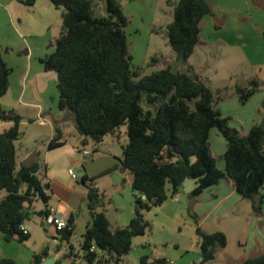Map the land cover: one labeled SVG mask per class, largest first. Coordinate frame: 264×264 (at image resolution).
<instances>
[{
  "label": "trees",
  "instance_id": "16d2710c",
  "mask_svg": "<svg viewBox=\"0 0 264 264\" xmlns=\"http://www.w3.org/2000/svg\"><path fill=\"white\" fill-rule=\"evenodd\" d=\"M34 6L38 0H16ZM63 9V31L56 41L55 51L40 59L46 71L57 73L58 108L70 111L83 144L92 139L103 141L120 126L127 127L128 143L123 148L125 169L133 175L135 216L124 228L112 229L103 211L104 195L91 186L87 174L80 183L88 187L89 224L80 246L88 264H120L132 250L133 240L145 236L149 223L144 212L164 204L169 197L183 190L186 178L195 182L190 197H197L224 179L232 181L236 191L250 200L252 210L261 215L264 205V123L242 135L229 125L216 109L221 98L191 68L180 71L168 65L142 74L132 66L133 57L125 28L129 17L121 0H50ZM97 1L104 3V12L97 11ZM209 0H179L174 6L173 21L167 26L169 43L177 60L186 64L201 42V24L213 16ZM220 25H217L219 28ZM158 62L152 59V64ZM11 69L0 47V99L9 90ZM262 87L259 80L247 86L237 85L235 92L242 103ZM0 121H11L10 129L0 134V233L6 241L30 238L21 226L29 219V207L39 199L49 215L47 193L39 172V154L17 167L14 139L20 135L21 117L6 112L0 104ZM217 128L226 139L228 148L223 155L225 170L217 166L210 146V133ZM48 144V149L62 146L60 130ZM115 166L100 175L117 169ZM143 196H146L144 199ZM61 242L69 243L74 235V218L62 232ZM201 250L198 264H209L218 248H225L227 235L221 231L206 233L196 229ZM94 247V249H92ZM49 248L34 254V264H44ZM142 264H149L146 258ZM0 264H15L4 258ZM54 264H61L56 260ZM152 264H168L157 259ZM241 264H264V254L247 258Z\"/></svg>",
  "mask_w": 264,
  "mask_h": 264
},
{
  "label": "rangeland",
  "instance_id": "374dc122",
  "mask_svg": "<svg viewBox=\"0 0 264 264\" xmlns=\"http://www.w3.org/2000/svg\"><path fill=\"white\" fill-rule=\"evenodd\" d=\"M96 3L97 11L103 13L104 3ZM121 4L130 20L125 32L129 52L133 57V68L142 74H150L177 60L166 32L167 26L174 18V10L171 15L167 0H121ZM0 5V45L11 69L9 90L0 99V104L6 112L13 111L21 117L20 135L14 139L17 167L32 161L30 154L38 153L37 160L41 164L39 176L44 185H47L45 182L48 180L52 181L47 178L45 158L49 150H52L48 149V144L58 134V130L67 144L61 149L50 151L49 159L53 164V171L58 170L57 173L64 179L69 174V169L77 173L88 160L82 154L83 150H89L94 157L102 151L122 157L123 148L128 143L125 125L106 135L101 142L89 138L87 145H84L85 137L77 131L75 118L70 115L72 113H64L58 108L57 73L46 71L40 59L52 54L56 49V41L63 31V9H57L50 0H38L34 6H26L16 0H0ZM224 21V18L217 20V25H220L218 30ZM198 52L203 55L202 60L198 59ZM239 52L235 54L240 57ZM153 58L158 59L156 64H152ZM232 58L230 53L224 58L221 44L210 47L199 43L187 63H180L177 69L187 71L191 68L189 64H195L196 73H192L208 76L210 80L206 78L204 81L216 93L219 86L232 85V89H235L253 75L245 63H235ZM216 94L223 95L221 92ZM43 119H47L46 124H43ZM12 125L11 121H0V134ZM213 130L212 139L214 132H218L222 137L217 128ZM115 178L119 182L118 186H114ZM132 179L130 171H123L118 167L91 181L90 185L104 195L103 211L110 217L114 230L126 227L130 223V215L135 216V191L130 184ZM75 186L84 188L81 183ZM1 194L6 192L0 191V199ZM176 197H169L161 206L144 212V218L149 223L147 233L133 240L132 250L123 257L120 264H142V258H146L149 264L157 259H167L168 264L199 263L201 250L196 234L199 227L198 218L193 212L192 201L187 199L190 197L187 193L181 190ZM52 204H57L56 197L52 196ZM44 207L41 199L29 207L31 218L24 223L31 231L28 240L6 241L0 233V259L6 255L7 258L13 259L15 264H34V254H41L49 247L52 258L59 260L61 264H88L76 237L71 241L73 248L64 242L60 246L65 247L64 251L57 255L49 234L50 223L46 217L35 212ZM240 224L247 225V221L244 220ZM203 227L207 233L216 232L220 227L228 232L227 246L218 248L216 258L209 264H241L244 258L256 255L255 251L245 254L244 244L248 233L242 231L241 226L237 227L232 222L217 217L205 223Z\"/></svg>",
  "mask_w": 264,
  "mask_h": 264
},
{
  "label": "crops",
  "instance_id": "0c3cea01",
  "mask_svg": "<svg viewBox=\"0 0 264 264\" xmlns=\"http://www.w3.org/2000/svg\"><path fill=\"white\" fill-rule=\"evenodd\" d=\"M178 1L179 0H167L171 15H173L174 6L178 3ZM209 1H211L213 4L214 15L206 16L203 18L201 24L200 43L202 45L210 47L218 46L221 44L222 54L224 58H227L230 53L231 56L233 55L232 59L235 63L241 65L242 63H245L246 68L251 70L253 75H251L249 79H245L244 81H242L244 83H240V85L247 86L249 81L253 79L259 80L262 84V87L257 92H255L245 103H242L240 101L235 92V89H232V85H228L225 87L219 86L217 88L216 93L221 92L223 93V95H219L221 99L217 101L216 109L220 111L222 117L228 118L229 125L232 128H235L242 135H245L254 126L264 123V0ZM222 18H224L225 21L221 29L218 30L217 20H221ZM237 51H240V57L235 54V52ZM4 59L8 64V61L5 57ZM198 59H203V55L199 54V52ZM180 63L181 62H179L178 60H174V62H171L170 64L175 69H177V66L180 65ZM189 66L191 67V71L196 73V71H194L196 65L194 64L191 66L189 64ZM181 70L183 71V69ZM198 76L203 80H206V78L208 79V76L203 75V73L198 74ZM64 113H67V111H64ZM70 115L71 117H74L72 114ZM59 121L60 117L57 118V124H59ZM42 122L43 124H46L47 119H43ZM213 131L214 130L212 129L210 133L211 150L214 157L216 158L217 166L219 167V169L224 171L225 161L223 159V155L228 148L227 141L223 136V138L219 136L218 132H214V139H212L211 135ZM61 141L63 142V145L52 149L53 151L66 146L67 143L64 142L63 139ZM86 143H88V141H86ZM52 150H49L47 158H45V163L48 170L47 178L52 179V181L48 180L47 182H45L48 185L49 190L47 191V193L50 196L48 202L49 214L55 213L58 217L65 218L67 220L72 216L74 218L73 237H76L79 244H81V242L83 241V236L92 220L88 207L89 190L87 186L82 183L81 184L84 186V188H77L75 186H79V179L73 180L70 176H68L69 174L66 176V179H64V177H61L57 173L58 170L53 171V164L49 159V154ZM76 150L80 152L78 149ZM32 155L33 154H30V157H32ZM104 155L118 156L117 154L109 151H102V153L97 157L91 156L90 158H88V160L85 161L84 165ZM83 166L77 170V174L79 176L81 175ZM121 169H123V171L127 170L125 168ZM129 177L130 176L128 174L127 178ZM118 183V180H116L115 178L114 186H118ZM130 184L133 185V179L131 180ZM193 185L195 189L196 185L194 181ZM262 193L264 194V189L262 190ZM5 195L6 194H1V199ZM52 196L57 198L56 205L52 204ZM187 199L192 201L193 212L198 218V226L202 229V231L207 233L203 225L217 217H220L224 220L226 219L232 222L237 227L241 226L242 231H244L245 233L247 231L248 236L247 241L244 244V252L245 254H250L248 252L255 251L256 255L246 257L243 259V261L247 258L258 257L264 254V205L262 214L256 215L252 210L251 201L243 199L238 194L231 180H229L228 178H224L219 182V184L206 189L197 197H188ZM176 200H178L177 197ZM44 208L39 209L38 211L35 210V212L39 213L40 211L44 210ZM29 217L31 218L30 210ZM108 218L112 227V221L109 216ZM132 218V215H130L129 220L131 221ZM244 220L247 221V225L240 224L243 223ZM49 230L51 238L56 235L55 227L51 225ZM218 231H221L228 235L227 230L224 228L220 227ZM28 232L31 236V231L28 230ZM71 241L68 244L71 248H73V243ZM239 242L242 246L241 241ZM61 245L62 242H60V244H58L57 246L54 244L52 246L53 249L57 251V255L63 252L65 249V247L61 248ZM4 258H7V256L3 255L0 261ZM48 258H52L51 251H49V256L45 258L44 261ZM55 261L56 260L54 259V262ZM166 262L168 263L167 259Z\"/></svg>",
  "mask_w": 264,
  "mask_h": 264
},
{
  "label": "water",
  "instance_id": "95a60500",
  "mask_svg": "<svg viewBox=\"0 0 264 264\" xmlns=\"http://www.w3.org/2000/svg\"><path fill=\"white\" fill-rule=\"evenodd\" d=\"M120 166L121 168H125L122 158L113 156V155H104L100 156L83 166L81 175L87 174L90 178H95L102 174L103 172L115 167ZM184 191L186 193H191L194 190L193 180L191 178H186L184 181ZM145 199L146 196H143ZM54 258H48L44 261V264H53Z\"/></svg>",
  "mask_w": 264,
  "mask_h": 264
},
{
  "label": "built area",
  "instance_id": "2783aa9c",
  "mask_svg": "<svg viewBox=\"0 0 264 264\" xmlns=\"http://www.w3.org/2000/svg\"><path fill=\"white\" fill-rule=\"evenodd\" d=\"M82 154L86 156V158L91 157V152L89 150H83ZM68 173L73 180H78L80 177L73 169H69ZM47 221L56 229V235L52 237V241L53 244L57 246L60 244L62 239L61 232L68 227V220L65 218H60L55 213H52L47 216ZM21 229L25 234L29 233L24 225L21 226ZM92 249H94V247Z\"/></svg>",
  "mask_w": 264,
  "mask_h": 264
}]
</instances>
